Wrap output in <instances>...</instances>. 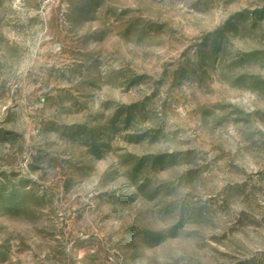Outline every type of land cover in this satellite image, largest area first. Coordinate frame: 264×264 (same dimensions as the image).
<instances>
[{"label":"rangeland","instance_id":"374dc122","mask_svg":"<svg viewBox=\"0 0 264 264\" xmlns=\"http://www.w3.org/2000/svg\"><path fill=\"white\" fill-rule=\"evenodd\" d=\"M0 264H264V0H0Z\"/></svg>","mask_w":264,"mask_h":264}]
</instances>
